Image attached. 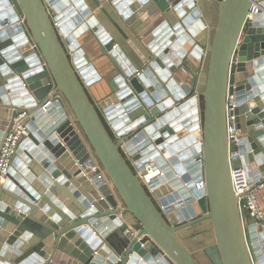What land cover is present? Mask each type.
<instances>
[{
    "label": "water",
    "instance_id": "water-1",
    "mask_svg": "<svg viewBox=\"0 0 264 264\" xmlns=\"http://www.w3.org/2000/svg\"><path fill=\"white\" fill-rule=\"evenodd\" d=\"M16 1L20 14L0 0V150L18 113L30 133L0 186V264H264V222L242 214L232 178L241 164L264 175V0ZM88 31L111 62L100 101ZM151 161L162 175L146 185ZM122 217L144 246L115 248Z\"/></svg>",
    "mask_w": 264,
    "mask_h": 264
},
{
    "label": "built area",
    "instance_id": "built-area-1",
    "mask_svg": "<svg viewBox=\"0 0 264 264\" xmlns=\"http://www.w3.org/2000/svg\"><path fill=\"white\" fill-rule=\"evenodd\" d=\"M260 5L259 1L255 2L250 10L249 17L259 13ZM61 99V96H57ZM236 108V97L234 94L228 95V136L230 141V158L239 157V139L237 137V116L234 113ZM46 111V105L43 107ZM27 117V112L23 111L15 115L7 130V136L3 142L0 150V186H2L9 175L12 160L17 153L18 147L20 145L21 137H27L30 133L28 128V123L25 121ZM93 171L97 172L101 170L99 164L92 168ZM102 171V170H101ZM104 174V172H103ZM252 174V175H250ZM140 179L143 184L149 185L154 179L162 175L161 168L153 161L146 164L144 170L139 173ZM233 186L236 195L239 198L240 208L243 215H247L249 219L253 222H263L264 221V210L260 203L259 194L264 190V175L254 170H247L245 165L241 164L240 167L232 169ZM196 188L198 190L205 188V181L196 183ZM139 230L133 227H126L124 229V234L130 239L138 238L144 246V241H146V236L142 238L138 237Z\"/></svg>",
    "mask_w": 264,
    "mask_h": 264
},
{
    "label": "crops",
    "instance_id": "crops-1",
    "mask_svg": "<svg viewBox=\"0 0 264 264\" xmlns=\"http://www.w3.org/2000/svg\"><path fill=\"white\" fill-rule=\"evenodd\" d=\"M91 1V0H89ZM109 0H106V2ZM12 5L15 7V9H17L18 13L20 11L17 1L16 0H11ZM92 3V2H91ZM4 9L6 10L7 8L4 7ZM3 9V10H4ZM107 10L109 12V14H111L112 16L116 17V19L118 21H120L119 18V14L118 11H116L114 9V7L111 4H107ZM20 14V13H19ZM21 21L23 22V18L24 16L21 14ZM101 19L102 21H104L105 23V28H107L106 30H108V32H110L114 38L116 39L117 44H120L122 46H124V48L130 49V46L127 44L126 40L122 37V35L117 31V29L112 25V23L108 20V18L105 15H102ZM100 20V21H101ZM120 25L122 26L123 30L125 32H127V34H129L130 36H132V30H131V26L129 25H124L123 23L120 22ZM83 39L85 37V39L87 37H89L90 41L88 43H84V50L86 52V54L89 56L91 62L94 63V65L97 68V74L99 75V80L95 81L94 83H92L89 87L88 90L90 92V94L93 96V98L96 101H100L103 98H105L108 94L109 88H108V79H112V74L109 73L108 71V66L111 65L110 59L103 55V52L101 50V48L99 47L97 41H95L94 38H92L91 32H85L84 34H82ZM28 37V35L26 36ZM30 37V36H29ZM88 41V39H87ZM43 64V63H42ZM138 64H140L138 62ZM95 76V75H94ZM232 84V83H231ZM60 113V108L56 107L54 110V114ZM83 140L85 141L84 143L86 144V146L88 147V151L91 152V149L89 148L85 138L83 137ZM264 164V163H263ZM259 198H260V203L262 205V208L264 210V190H262L259 194ZM124 216V215H123ZM124 220V217H122ZM264 222V221H263ZM126 227H132L131 225H129L128 223L125 222L124 220V225L119 227L114 233L110 234V240L112 241V243H114V246L116 249L121 250L122 246L124 245L126 239V235L124 234V229ZM201 237V238H200ZM189 240V239H188ZM209 240V237H202L201 235L199 236V238L197 237H193L190 241H191V248L197 252H199L200 247H205L206 242ZM110 253L107 252L104 256V259L100 262H98V264H106L107 260L109 258ZM208 260V259H207ZM65 262H67V260H65ZM210 260H208V262L206 261V263H209Z\"/></svg>",
    "mask_w": 264,
    "mask_h": 264
},
{
    "label": "rangeland",
    "instance_id": "rangeland-1",
    "mask_svg": "<svg viewBox=\"0 0 264 264\" xmlns=\"http://www.w3.org/2000/svg\"><path fill=\"white\" fill-rule=\"evenodd\" d=\"M247 220H249V217L246 215Z\"/></svg>",
    "mask_w": 264,
    "mask_h": 264
}]
</instances>
